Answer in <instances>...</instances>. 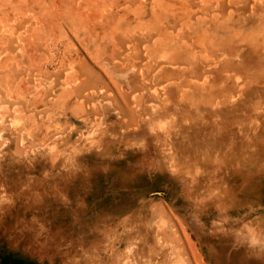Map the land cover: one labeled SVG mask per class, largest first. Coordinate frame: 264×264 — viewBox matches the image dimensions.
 <instances>
[{"label":"rangeland","instance_id":"obj_1","mask_svg":"<svg viewBox=\"0 0 264 264\" xmlns=\"http://www.w3.org/2000/svg\"><path fill=\"white\" fill-rule=\"evenodd\" d=\"M0 264H264V0H0Z\"/></svg>","mask_w":264,"mask_h":264}]
</instances>
